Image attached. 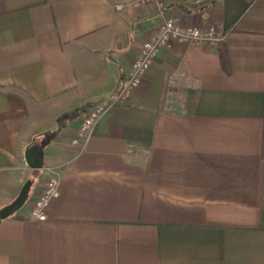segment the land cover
Segmentation results:
<instances>
[{
  "label": "crops",
  "instance_id": "1",
  "mask_svg": "<svg viewBox=\"0 0 264 264\" xmlns=\"http://www.w3.org/2000/svg\"><path fill=\"white\" fill-rule=\"evenodd\" d=\"M137 1L0 0V209L34 187L0 221V264H264V0ZM167 20L222 28L228 69L219 45H163L71 143ZM48 168L60 196L28 219Z\"/></svg>",
  "mask_w": 264,
  "mask_h": 264
},
{
  "label": "built area",
  "instance_id": "2",
  "mask_svg": "<svg viewBox=\"0 0 264 264\" xmlns=\"http://www.w3.org/2000/svg\"><path fill=\"white\" fill-rule=\"evenodd\" d=\"M162 1L142 0L135 2V5L139 6L148 2L160 4ZM114 6L116 9H124L126 4L124 2H117ZM225 38L226 32L217 24L212 23L206 27H183L171 20L163 22L155 33L145 38L142 42L140 51L131 64L123 86L112 103H100L84 115L77 126L70 129L68 134L70 142L75 145L84 146L88 143L95 127L111 106L113 104H124L129 101L134 90L141 85L144 76L151 68L159 49L163 45H167L173 41L179 43L202 42L219 45ZM47 170L50 172V176L47 178L45 186L41 190L39 197L35 199L32 206L24 214V217L28 219L45 221L48 217L47 211L51 202L60 196L59 174L54 169L48 168Z\"/></svg>",
  "mask_w": 264,
  "mask_h": 264
},
{
  "label": "water",
  "instance_id": "3",
  "mask_svg": "<svg viewBox=\"0 0 264 264\" xmlns=\"http://www.w3.org/2000/svg\"><path fill=\"white\" fill-rule=\"evenodd\" d=\"M25 159L30 167L33 169H42L44 165V158L42 152L40 150L39 145L35 144L29 147L25 152ZM32 180H28L18 197L12 201L10 204L2 207L0 209V221L7 217L14 215L17 211H19L27 202L30 190L32 187Z\"/></svg>",
  "mask_w": 264,
  "mask_h": 264
},
{
  "label": "trees",
  "instance_id": "4",
  "mask_svg": "<svg viewBox=\"0 0 264 264\" xmlns=\"http://www.w3.org/2000/svg\"><path fill=\"white\" fill-rule=\"evenodd\" d=\"M219 52L222 58L223 65L226 69H228L229 66V57L227 54L226 46L223 43L219 44Z\"/></svg>",
  "mask_w": 264,
  "mask_h": 264
},
{
  "label": "rangeland",
  "instance_id": "5",
  "mask_svg": "<svg viewBox=\"0 0 264 264\" xmlns=\"http://www.w3.org/2000/svg\"><path fill=\"white\" fill-rule=\"evenodd\" d=\"M33 186H35V183L33 184ZM32 188H34V187H32ZM30 200V198H28V201Z\"/></svg>",
  "mask_w": 264,
  "mask_h": 264
}]
</instances>
